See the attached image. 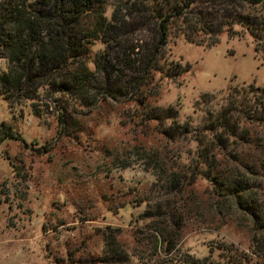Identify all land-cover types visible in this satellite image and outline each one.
<instances>
[{
	"label": "rangeland",
	"instance_id": "rangeland-1",
	"mask_svg": "<svg viewBox=\"0 0 264 264\" xmlns=\"http://www.w3.org/2000/svg\"><path fill=\"white\" fill-rule=\"evenodd\" d=\"M167 48L189 72L160 83L149 109L125 101L83 109L45 93L32 108L0 95V264H179L187 254L223 264L224 244L247 256L264 250V122L236 114L242 133L217 171L236 173L248 188L240 199L257 215L189 168L209 109L233 90L264 89V41L224 34L210 49L183 38ZM180 176L189 179L177 196Z\"/></svg>",
	"mask_w": 264,
	"mask_h": 264
},
{
	"label": "trees",
	"instance_id": "trees-1",
	"mask_svg": "<svg viewBox=\"0 0 264 264\" xmlns=\"http://www.w3.org/2000/svg\"><path fill=\"white\" fill-rule=\"evenodd\" d=\"M262 6L264 0H3L0 95L11 105L24 102L32 108L45 93L61 94L83 109L108 101L149 109V100L159 96L160 83L189 72L172 58L167 48L171 39L183 38L208 49L217 46L224 34L231 39L249 35L264 41V14L257 9ZM98 45L103 49L92 58ZM215 98L204 96L202 104L212 105ZM222 103L217 101L209 109L211 118L195 132L191 175H205L218 195L257 215L259 207L250 198L240 199L248 196V188L236 173L217 171L221 151L242 133L245 122L236 114L253 112L256 120L264 122V89L251 85L233 90ZM174 112L169 110L171 117ZM185 178H175L177 196L186 193ZM148 214L144 218H150ZM158 217L174 216L169 212ZM222 246L228 256L223 264H264V250L256 245L252 256L239 254L232 245ZM217 250V245H210L211 253ZM212 258L201 260L187 254L177 261L214 264Z\"/></svg>",
	"mask_w": 264,
	"mask_h": 264
}]
</instances>
